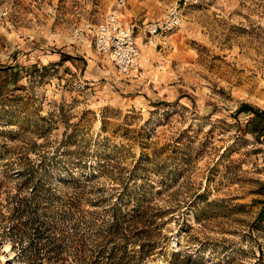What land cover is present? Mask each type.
Here are the masks:
<instances>
[{"label": "rangeland", "instance_id": "1", "mask_svg": "<svg viewBox=\"0 0 264 264\" xmlns=\"http://www.w3.org/2000/svg\"><path fill=\"white\" fill-rule=\"evenodd\" d=\"M157 261L264 264V0H0V264Z\"/></svg>", "mask_w": 264, "mask_h": 264}, {"label": "built area", "instance_id": "2", "mask_svg": "<svg viewBox=\"0 0 264 264\" xmlns=\"http://www.w3.org/2000/svg\"><path fill=\"white\" fill-rule=\"evenodd\" d=\"M182 21L183 9L180 5H172L163 17L144 21L140 30L150 43L157 45L158 40L178 29ZM94 48L98 53L108 55L123 75L132 76L141 69L142 50L137 41L136 25L126 21L119 8L110 10L96 27Z\"/></svg>", "mask_w": 264, "mask_h": 264}, {"label": "bare ground", "instance_id": "3", "mask_svg": "<svg viewBox=\"0 0 264 264\" xmlns=\"http://www.w3.org/2000/svg\"><path fill=\"white\" fill-rule=\"evenodd\" d=\"M154 264H164L162 261H157Z\"/></svg>", "mask_w": 264, "mask_h": 264}]
</instances>
